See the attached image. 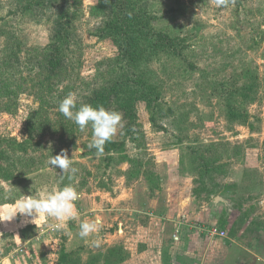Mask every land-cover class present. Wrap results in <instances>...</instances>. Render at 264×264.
<instances>
[{"label": "rangeland", "instance_id": "obj_1", "mask_svg": "<svg viewBox=\"0 0 264 264\" xmlns=\"http://www.w3.org/2000/svg\"><path fill=\"white\" fill-rule=\"evenodd\" d=\"M131 1L129 10L150 15L152 32L171 37L170 48L153 51L140 42L139 59L125 62L104 30L114 8L100 11L98 0H28L30 7L0 0V140L25 147L14 155L18 176L0 179V191L15 193L0 195V264H62V245L71 252L67 264H102L108 247L152 215L168 214L174 198L189 197L196 209L216 196L225 228L205 222L197 229L226 230L236 245L232 264H264V0H229L227 7L214 0ZM64 25L66 66L51 74L44 70L46 46ZM140 77L147 99L135 93ZM69 93L77 108L122 114L111 141L121 144L119 152L98 156L89 148L91 126L81 131L58 110ZM127 97L135 99L129 109ZM62 151L74 175L48 165ZM67 184L80 195L76 220L56 227L55 217L7 219L25 195L43 197ZM96 217L99 233L81 239L80 222Z\"/></svg>", "mask_w": 264, "mask_h": 264}, {"label": "crops", "instance_id": "obj_2", "mask_svg": "<svg viewBox=\"0 0 264 264\" xmlns=\"http://www.w3.org/2000/svg\"><path fill=\"white\" fill-rule=\"evenodd\" d=\"M219 200L216 196L210 207L204 203L195 209L189 197L174 198L166 206L168 214L152 215L146 226L137 224L125 235L117 246L123 248L127 257L117 264H232L234 238L212 235L196 227L217 222L225 228L224 208L215 204ZM100 262L104 264L103 257ZM238 264L246 263L242 258Z\"/></svg>", "mask_w": 264, "mask_h": 264}, {"label": "trees", "instance_id": "obj_3", "mask_svg": "<svg viewBox=\"0 0 264 264\" xmlns=\"http://www.w3.org/2000/svg\"><path fill=\"white\" fill-rule=\"evenodd\" d=\"M21 2H28V0H21ZM126 3L127 6L126 9H124L123 7ZM128 3L134 4V2L131 0H98L97 4L100 11H102L106 5H110L112 8H114L113 16L107 23H105L104 30L110 31L112 35H114V40L116 41L119 50H122L123 55H125L122 56L125 62L139 59L140 48L137 46H140V42H148L149 47H152L153 51L154 49L158 50L162 45H164V48H170V45H172L171 37L163 32H152L150 29V15L146 14L141 9H136V6L134 5L132 6V9L129 10ZM31 5L32 4L28 2V5L26 6L30 7ZM66 28L67 26L64 25L57 37H54L50 41V44L46 46L45 53L48 55L44 57V61L49 67L45 65L44 70L51 74L59 72L60 70L62 71V69L66 66H64V63L66 62L64 60L62 61V57H64V45L68 38ZM143 82L144 81L141 80V77L138 78L137 87L142 88V90H137L135 93H140L139 99H147V94H145L143 88ZM134 100L135 99H132L131 97H127L126 100H124V103L127 104V109H129V104ZM148 101H150L149 98ZM151 119H154L153 116ZM126 130L130 131L129 128ZM3 143L5 142L0 140V179L4 181H13V179H15L19 174L16 172L19 168V166L17 168L19 158L14 156L16 149L25 150V147L23 146L22 142L16 141L15 138L8 139V143H5L6 146H3ZM107 144L109 146H105L104 149H107L113 154L119 152L121 148V144L116 142H108ZM10 151H12L13 154H10ZM108 155L109 156L106 158L107 163H109L114 158V155ZM128 161H131V159ZM33 163V160H30V163L26 162V166L24 167L29 168ZM0 192L3 193V189H1ZM3 201L4 200H1L0 202ZM70 253L71 252L67 251L65 246L62 245L61 253L59 255V262L62 264H67L70 258ZM126 257L127 253L121 246L109 247L103 254L104 264H117L122 262Z\"/></svg>", "mask_w": 264, "mask_h": 264}, {"label": "clouds", "instance_id": "obj_4", "mask_svg": "<svg viewBox=\"0 0 264 264\" xmlns=\"http://www.w3.org/2000/svg\"><path fill=\"white\" fill-rule=\"evenodd\" d=\"M214 2L216 7H227L229 0H214ZM58 110L65 118L72 120L81 131L91 126L92 138L88 146L94 148L98 156L103 155L105 144L112 141L122 121L120 112L106 109L103 106L93 107L90 104H80L77 108V97L74 93H69L59 102ZM47 163L52 168L60 169L61 173L74 175L77 172V169L73 167V161L63 151L52 156ZM0 195L3 199H15L12 188L5 189ZM79 199L80 195L76 188L72 184H67L58 190L47 192L43 197L25 195L17 201L15 208L10 209L5 215L8 220L18 213L26 214L32 219L36 215H39L41 219L55 217L58 221L56 227H60L80 216L76 207V201ZM101 228L102 223L98 217L82 220L79 224L78 235L81 239L89 238L99 233ZM93 244L99 246V241H93Z\"/></svg>", "mask_w": 264, "mask_h": 264}, {"label": "built area", "instance_id": "obj_5", "mask_svg": "<svg viewBox=\"0 0 264 264\" xmlns=\"http://www.w3.org/2000/svg\"><path fill=\"white\" fill-rule=\"evenodd\" d=\"M208 233L219 237H225L227 235V232L225 230H221L216 227L208 229Z\"/></svg>", "mask_w": 264, "mask_h": 264}, {"label": "water", "instance_id": "obj_6", "mask_svg": "<svg viewBox=\"0 0 264 264\" xmlns=\"http://www.w3.org/2000/svg\"><path fill=\"white\" fill-rule=\"evenodd\" d=\"M217 199H219V198L217 197Z\"/></svg>", "mask_w": 264, "mask_h": 264}]
</instances>
